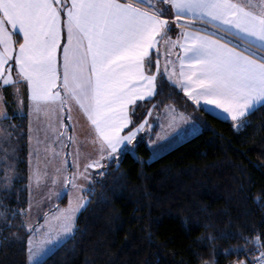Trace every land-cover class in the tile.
<instances>
[{
	"label": "trees",
	"instance_id": "1",
	"mask_svg": "<svg viewBox=\"0 0 264 264\" xmlns=\"http://www.w3.org/2000/svg\"><path fill=\"white\" fill-rule=\"evenodd\" d=\"M154 5L162 19L171 16L164 3ZM6 104L10 111V98ZM166 105L189 115L198 133L152 161L140 138L103 167L74 233L40 264H238L260 254L264 106L230 123L159 76L156 95L133 105L131 120L138 126ZM4 121L18 146L12 153L10 138L0 141V264H27V118Z\"/></svg>",
	"mask_w": 264,
	"mask_h": 264
},
{
	"label": "snow or ice",
	"instance_id": "2",
	"mask_svg": "<svg viewBox=\"0 0 264 264\" xmlns=\"http://www.w3.org/2000/svg\"><path fill=\"white\" fill-rule=\"evenodd\" d=\"M160 2L176 9L172 24L179 25L181 13L187 10L196 13L202 22L207 17L216 29L209 34L215 40L203 38L179 45L184 52L179 57V80L173 79L175 71H168L171 61L163 69L160 66L157 46L170 30V22L162 19V10L145 11L127 0H71L70 4L67 0H0V44L4 46L0 66L8 65L0 88L13 86L19 91L18 82H26L31 99L38 105L59 97L61 91L76 100L87 113L93 143L98 144L99 159L86 164L85 172L105 167L102 160L116 159L121 147L131 144L144 130L145 124L136 126L126 109L137 100L156 95L158 76L166 77L171 85L180 84L184 94L197 105L203 100L205 105L222 108L233 121H239L254 104L264 101V13L253 14L231 0ZM9 25L12 32L8 31ZM237 33L257 43H248ZM21 34L23 42L18 52L8 55L13 35ZM227 36L240 39V44L226 40ZM245 43L247 48L238 51ZM152 50H156L155 61L150 55ZM141 87L147 90L146 95L138 91ZM126 128V134L121 135ZM21 226L28 233L26 251L31 264L42 251L34 247V237L43 225ZM71 231L69 225L64 234ZM255 244L260 251L257 264H264L260 237H256Z\"/></svg>",
	"mask_w": 264,
	"mask_h": 264
},
{
	"label": "crops",
	"instance_id": "3",
	"mask_svg": "<svg viewBox=\"0 0 264 264\" xmlns=\"http://www.w3.org/2000/svg\"><path fill=\"white\" fill-rule=\"evenodd\" d=\"M67 2L70 4L71 0H67ZM127 2L132 3L135 7L141 8L142 10H145V11L155 10L154 8H149V6L152 5L151 2L140 3L139 0H127ZM231 2L241 7H244L246 11H251L253 14L264 13V0H231ZM155 3H153V5ZM164 5L168 8L169 13L173 20L176 14V9L171 8L169 4L164 3ZM181 15H182V19L179 25L173 24L172 26L173 27L172 29L175 32V34L169 36L171 39L164 40V42H163V39L158 38L160 39V43L157 46V49L159 52L160 66L163 69L165 64L168 61H171V63L168 64V71L170 74L173 71H175L176 75L173 76L174 80L182 79L179 77V72H180L179 57H182L184 55V52H183V49L179 45L181 44L187 45V44H190L193 40H198V39H203V38H208V39H213V40L216 39L215 36L209 35L210 33L215 32L216 29L213 28L211 24L207 22L208 21L207 17H205L204 21L202 22L197 17L196 13L188 12L187 10L181 13ZM8 31L9 32L13 31L10 25L8 26ZM163 33H164V30H161V35ZM237 35L240 36L241 39L247 41L248 43H257L254 41L253 38L243 37L242 34H238V33ZM226 40L232 41L233 43H236V44H240V39H235L233 36H227ZM177 41L178 43L176 44L175 47H173V43ZM21 42H23L22 34L13 35L12 41L8 45V48H9L8 55L14 56L18 52L19 43ZM221 42L223 43L225 41H221ZM62 43H63V33H62ZM246 48H247V43L241 45V48L237 50L239 51L241 49H246ZM3 50H4V46L0 44V53H2ZM160 52H163L166 55L162 56L163 54ZM245 54H247V52H245ZM150 55L152 56V59H153L154 58L153 56L156 55V50H152L150 52ZM155 59L153 61H155ZM7 67L8 65L0 66V84H2V78H4L3 76L4 69ZM153 73H155V67H153ZM13 76H15V73H13ZM162 77L167 80L166 77L164 76ZM174 86L177 87L184 94L183 88L180 84H176ZM18 87H19V91H17L16 88L13 86H5V87L0 88V101H2V103H0V128L1 127L3 129H8V127L10 128V125L6 123L4 120L9 118V116L11 115H17L20 117L25 116L27 118V125H28L27 161H28V173H29L28 183L30 182V180L43 181L45 179V174H44L45 169L43 168V166L46 162L45 161L38 162L37 160L40 153L42 154V152H39V153L36 152V150H39V145H38L39 141L36 139L37 133L40 131V134H44L48 131L47 128L51 126H54L55 128H57V130H60V128H64L65 122H66L65 115H64L65 110H66L65 108L66 101L69 102L68 111H69V114L71 115V118H73L74 116V118L81 119L80 122H82L87 129L91 128L90 121H88L87 119V113L84 112L80 108V105L76 102V100L72 99L71 96H66L63 91H61L59 97H54L53 99H50L47 102H41L38 105L33 99H31V90L27 87L26 82H18ZM57 87H59V82H57ZM55 90H56L55 88L50 90V94L51 92H54ZM138 91L142 94H145V95L147 94V90L145 88H142V87L138 88ZM7 97L11 99L12 107L10 111L6 104V100L8 99ZM137 102H141V101L137 100ZM132 106L133 105H130L126 109L127 114L130 119H131L130 110ZM199 106H201L206 112L224 121H227L230 123L235 122L231 119L230 114L224 112L222 108H217L214 105H205L203 103V100H201V103ZM261 106H264V101L254 104L253 108L249 110L247 115ZM163 119L165 121L166 120L170 121L169 123H172L173 125H178V126L180 125L179 126L180 129L183 130L180 132L181 134H184V135H188V133H190L189 131L190 128L196 129V127H191L192 124H194L195 122L189 115L178 111L172 105H166L161 110V112L159 113L157 117H154L152 112H150V114L147 115V117L140 123V124H145L144 130L137 133L136 138L132 141V143L136 139L145 138L146 140L148 138L150 140L149 141L150 143L159 144L160 147L168 149L169 147H172V145H176L177 143H179L178 141L182 142L188 139V138H185L184 140H178L179 138L175 136L178 133L174 135L169 134L168 137L167 136L162 137L163 134H165L164 132L165 123L163 122ZM150 120H153V121L150 122ZM71 129L73 130V128H70V131ZM127 131L128 129L126 128L123 132H121V135L126 134ZM74 133L76 132L74 131ZM174 137L175 139L172 140ZM131 144L125 143L119 150L118 157L121 155L123 151L128 150L130 146L132 147ZM249 262H252V264H254V258L250 259V261L244 260V262H239V263L249 264Z\"/></svg>",
	"mask_w": 264,
	"mask_h": 264
},
{
	"label": "rangeland",
	"instance_id": "4",
	"mask_svg": "<svg viewBox=\"0 0 264 264\" xmlns=\"http://www.w3.org/2000/svg\"><path fill=\"white\" fill-rule=\"evenodd\" d=\"M156 1L158 0H145L147 3L151 2L152 5ZM155 10H159L158 7L155 6ZM167 20L171 23L172 17H167ZM170 23V30L167 31L168 37L175 34L172 29L173 24ZM167 36L164 37L165 39L163 38V42L168 39ZM160 53L163 54L162 56L166 55L163 52ZM153 57L154 60L156 55ZM68 106L69 102L66 101V110L64 113L66 122L64 128L57 130V128L51 126L47 128L48 131L46 133L40 134L39 131L36 135V139L39 141V150H36V152H42L37 160L38 162L45 161L46 163L43 166L45 169V179L43 181L30 180V182L27 183L28 204L22 213L24 223H31L35 227L43 225V227L40 228V232L34 237V247L36 249H42V251H39L32 259L31 264H40L49 254L72 236L75 231L76 218L88 202L86 193L90 189L94 179L98 177L103 169L93 167L88 168L85 172L86 164L99 159L98 144L93 143L94 133L91 128L87 129L85 125L80 122L81 119L74 118V116L73 118L68 119ZM152 121L153 120H150V122ZM166 121L163 119V122L165 123V134H163L162 137H168L169 134L174 135L178 133L175 135L179 138L178 140H184L185 138H191L199 131L198 125L193 122L194 124H192L191 127H196V129L190 128V130L188 129L190 133L184 135L180 132L183 131L180 129V125H173L172 123H169L170 121H167V124ZM70 128H73L76 133H74L72 129L70 131ZM9 138L12 142L10 152L14 153L18 146L16 137L14 133L1 127L0 141L2 142ZM174 139L175 137L172 140ZM137 140L138 139L131 144L132 147L130 146L129 150H132ZM145 141L150 150L149 161L154 160L158 156L172 149L173 146L175 147L181 143L178 141L179 143L176 145H172V147L165 149L160 147L159 144L150 143L148 138ZM117 159H105L102 160L101 163L106 166ZM73 185L76 186L73 187ZM85 201L86 203L83 208L74 211L80 203H84ZM66 216L71 217L72 219L70 221L66 220ZM69 225H71L72 231L70 234L65 235V228ZM49 239L53 242L45 243V241ZM27 264H29L28 252ZM205 264H212V262H206Z\"/></svg>",
	"mask_w": 264,
	"mask_h": 264
},
{
	"label": "built area",
	"instance_id": "5",
	"mask_svg": "<svg viewBox=\"0 0 264 264\" xmlns=\"http://www.w3.org/2000/svg\"><path fill=\"white\" fill-rule=\"evenodd\" d=\"M258 257H260V254L257 255V256L254 258V264H257V259H256V258H258ZM238 264H241V263H238Z\"/></svg>",
	"mask_w": 264,
	"mask_h": 264
}]
</instances>
